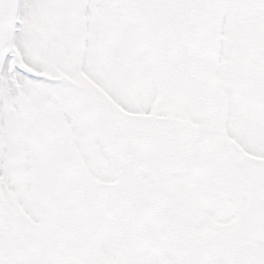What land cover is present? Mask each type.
Returning a JSON list of instances; mask_svg holds the SVG:
<instances>
[{
  "label": "snow or ice",
  "instance_id": "snow-or-ice-1",
  "mask_svg": "<svg viewBox=\"0 0 264 264\" xmlns=\"http://www.w3.org/2000/svg\"><path fill=\"white\" fill-rule=\"evenodd\" d=\"M0 264H264V0H0Z\"/></svg>",
  "mask_w": 264,
  "mask_h": 264
}]
</instances>
